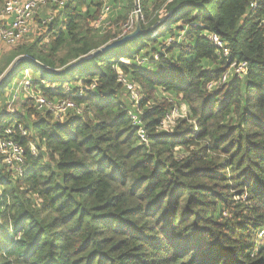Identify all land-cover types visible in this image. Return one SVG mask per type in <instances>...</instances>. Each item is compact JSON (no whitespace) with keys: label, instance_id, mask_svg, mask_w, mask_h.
<instances>
[{"label":"trees","instance_id":"obj_1","mask_svg":"<svg viewBox=\"0 0 264 264\" xmlns=\"http://www.w3.org/2000/svg\"><path fill=\"white\" fill-rule=\"evenodd\" d=\"M136 1L110 0L101 32L100 0H68L0 68V103L34 70L15 84L26 111L13 120L38 149L19 177L0 155V264H264V0H139L152 30L85 59L119 37ZM209 33L248 62L245 77L208 87L228 65ZM19 56L30 61L5 73ZM119 72L142 89L136 107ZM38 96L78 109L57 117ZM175 105L185 116L162 131Z\"/></svg>","mask_w":264,"mask_h":264},{"label":"built area","instance_id":"obj_2","mask_svg":"<svg viewBox=\"0 0 264 264\" xmlns=\"http://www.w3.org/2000/svg\"><path fill=\"white\" fill-rule=\"evenodd\" d=\"M67 1L68 0H5L4 6L0 10V45L4 44L9 47L15 46L32 31L35 19L41 10L49 5H53L56 7V10L59 11L65 6ZM100 2L102 3L101 14L92 25L101 32H106L108 29L112 28L110 22L107 21V18L112 11V7L110 5V0H100ZM250 6L255 8L257 3L251 2ZM136 15H139L141 20L144 18L139 0L136 1L135 9L130 16L129 21L122 24V34L116 39L121 38L124 33L135 28ZM53 19V17H50L43 22L44 24H48ZM261 23L264 25V17L262 18ZM208 36L211 43L217 49L220 57L228 60L225 73L219 80L210 82L208 87L212 88L218 84L224 83L232 75L245 77L249 69L248 62L229 58L231 56V48L218 34L209 33ZM27 72L30 71L27 70ZM30 78L31 77L25 76L24 79L19 82V85H29ZM118 79L123 85H125V88L136 107L142 97L141 87L136 83L129 81L122 72H119ZM19 90V86H15L14 84L11 89L10 98L7 102V108L0 111V155L3 159L2 163L5 164L14 177H19L24 174L27 150L29 149L34 155L38 152L35 142L30 141L28 143L29 145L26 146L18 138V136L23 138L28 135L27 128H25L22 123L18 122L17 119L13 120L18 114L15 109V102L19 99ZM36 100L39 109L46 108L52 111L57 117L61 118H63L68 111L78 109L76 103L71 99H58L54 101L44 96H38L36 97ZM184 116L185 112L183 111V108L175 105L166 113L160 129L172 133L179 119ZM130 117L133 124L138 129L140 141L149 145V133L144 126L139 111H131Z\"/></svg>","mask_w":264,"mask_h":264},{"label":"rangeland","instance_id":"obj_3","mask_svg":"<svg viewBox=\"0 0 264 264\" xmlns=\"http://www.w3.org/2000/svg\"><path fill=\"white\" fill-rule=\"evenodd\" d=\"M59 11L56 10L55 6L49 5L48 7L44 8L43 10H41L39 12V15L37 16V18L35 19V22L33 24L31 33L29 35H27L26 37H24L21 42H19L15 46H11L12 48L7 46V45L1 44L0 45V68L5 66L6 60H7V56L9 55L11 50L18 49V48H20V47H22V46H24L26 44L32 43L34 40L38 39L41 36H46V33H48L49 25L48 24H44L43 21L49 19L50 17H53V18L58 17L59 19H61V16L59 15V13H60ZM110 16L111 17L113 16L112 13H111ZM114 23L117 24L115 21H114ZM133 29H131L130 31L124 33L121 37H123L127 33L131 32ZM122 46L123 45L118 46V47L120 48ZM128 49H129V46L127 48L123 47V48L119 49L118 51H127ZM9 69H10V67L6 70L5 73H7L9 71ZM28 71H30L31 73L27 72V71L25 72V68L21 69L20 72H19V75L17 76V78L14 81V83L12 84V86L14 84H16V82L19 83L20 81H22L25 76L26 77H32V73L34 72L32 67ZM58 71H61V69H59ZM2 78H4L3 75L0 77V81H1ZM11 88L8 90V94L6 95V97L0 103V111H2L4 108L5 109L7 108V107H5V105H6L7 97H9V95H10ZM25 96H26V92L24 91V94L21 93L20 96H19V99L15 102V109H16L18 114H19V112L20 113H24L26 111V108H25V104H26ZM127 99L128 98H126V97L124 98L125 101ZM129 99H130V97H129ZM183 111H184V109H183ZM34 117L35 116H33L32 119ZM56 119H59V118H56ZM263 233H264V231H262L260 233V235H263Z\"/></svg>","mask_w":264,"mask_h":264},{"label":"water","instance_id":"obj_4","mask_svg":"<svg viewBox=\"0 0 264 264\" xmlns=\"http://www.w3.org/2000/svg\"><path fill=\"white\" fill-rule=\"evenodd\" d=\"M152 30V28H149L148 30L146 29H143L142 28V25H141V19L139 17V15H136V19H135V28L127 33L126 35H124L123 37L119 38V39H116V40H113L107 44H105L104 46L96 49L92 54H90L88 57H86L85 59H88V58H91L93 56H96L100 53H104L106 51H109L111 50L112 48H115V47H118V46H121L129 41H131L132 39L138 37L139 35L141 34H145L147 31H150ZM85 59H82V60H79V61H76L75 63L69 65L68 67H66L65 69H69L71 68L72 66H75L76 64L78 63H81L82 61H84ZM24 60H27V61H30V59L26 58V57H23V56H19L17 57L13 63L11 64L10 66V69L8 72L12 71L21 61H24ZM64 69V70H65ZM50 71H53L55 73L57 72H60L58 70H50ZM2 80V79H1ZM1 82V81H0Z\"/></svg>","mask_w":264,"mask_h":264}]
</instances>
